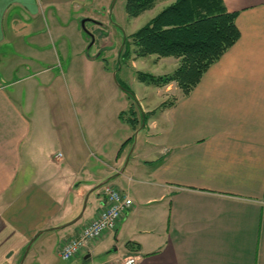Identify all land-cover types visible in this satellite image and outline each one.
Segmentation results:
<instances>
[{
	"label": "crops",
	"instance_id": "obj_1",
	"mask_svg": "<svg viewBox=\"0 0 264 264\" xmlns=\"http://www.w3.org/2000/svg\"><path fill=\"white\" fill-rule=\"evenodd\" d=\"M156 1L158 12L171 2ZM222 1L235 13V43L187 94L175 82L132 91L137 109L152 112L134 130L119 117L131 100L110 89L100 53H85L77 22L93 16L88 0H0V264H57L60 245L100 210L105 181L133 205L68 264L101 252L99 264L129 254L138 264H264V0ZM79 57L81 75L94 80L99 65L102 79L90 96L103 101L84 120ZM130 58L135 69L147 57ZM95 193L89 217L68 224Z\"/></svg>",
	"mask_w": 264,
	"mask_h": 264
},
{
	"label": "trees",
	"instance_id": "obj_2",
	"mask_svg": "<svg viewBox=\"0 0 264 264\" xmlns=\"http://www.w3.org/2000/svg\"><path fill=\"white\" fill-rule=\"evenodd\" d=\"M156 0H126L125 11L129 18L138 17L150 10ZM235 13L227 12L222 0H171L147 23L128 36L134 49L125 38L119 57L124 62L132 54L136 58L155 55L174 57L178 66L170 74L155 76L136 72L141 82L156 86L175 82L183 94L196 86L202 74L237 40ZM131 91V90H129ZM127 112H120L121 120L136 130L145 124L148 114L135 115L133 92ZM164 106V104H163ZM128 116L124 117V114ZM152 112L149 114L151 115ZM126 245H130L127 242Z\"/></svg>",
	"mask_w": 264,
	"mask_h": 264
},
{
	"label": "rangeland",
	"instance_id": "obj_3",
	"mask_svg": "<svg viewBox=\"0 0 264 264\" xmlns=\"http://www.w3.org/2000/svg\"><path fill=\"white\" fill-rule=\"evenodd\" d=\"M156 2H157V6L154 10H148V11L143 12L138 17L129 18L125 11L126 0H103V1H99V0L89 1L88 0V2L83 3L82 6L84 9H87L89 12H93V16L82 17L79 19V22H77L79 26V30H81L83 36L86 37L87 46H89L87 48V52L85 53L86 54L87 53H90V54L100 53V57H101L100 61H102V65L107 66L111 70L110 89H112L113 87H116L118 90H121V92H124L123 94H125L126 98H129L130 100H131L130 98L131 96L129 92L135 91L138 95L139 94H149L150 89H151L150 85H153V84H149L146 82L143 83L139 81L136 75L137 71L153 74L155 76H163V75L173 72V70H171L172 68H170L169 61H163L160 64L155 65L157 63V62L155 63V60L157 59H155L154 57H150V56H147V58L138 60L135 69L132 68L130 65L129 59L131 58L127 59V61L125 62L123 60L120 61L118 58V51L120 49L118 50V48H120V45H121L120 42L123 41V34L121 36V34L116 33V35H114L115 37H113V34L111 33V31L113 32V30H115L114 29L115 27L113 24H115L116 26L119 27V29L124 31L125 38L128 40V42H130L131 49L133 50L134 47L132 45V40L128 39V36L130 35L129 33L139 29L141 26L147 23L160 10V5H159L160 1H156ZM83 20H84V24L82 27L81 22ZM33 22L35 25H41L42 18H40L39 20H34ZM14 25L16 26L17 24L15 23ZM18 25H19L18 27H15L16 31H19V29H21L20 26L26 25V22L18 23ZM92 38H93V41H92ZM106 43L109 44L107 46H110L112 43L113 45L110 46L112 47V49L109 50V48H106L107 47ZM99 67H100L99 65H93L91 67L95 78L94 80L89 81L87 78H85L84 75H81V72H83V65L81 63L80 57L78 59V79H77L78 99L76 101V106H78L77 114L80 120H84L88 116L87 108L89 105L99 106L100 100L103 101L101 97H98V96L91 97L90 96V94H93L92 92L99 91L102 88L101 86L102 79L99 75V71H100ZM170 83H173V82H170ZM166 85H162V86H166ZM153 86H156V85H153ZM162 86H157V87H162ZM146 90H148V92H146ZM128 107L129 105L127 106V108L125 109L126 111L124 112H127ZM133 109L135 110L136 117L140 120V113L142 111H139L136 106ZM143 113L148 114V118L150 117V114H149L150 112H143ZM126 116H128L127 113L124 114V117ZM121 133H122V130H121ZM130 137L131 138L129 140L130 142L129 151L134 147V144L137 142V137L135 136L134 132L133 134H130ZM109 145L110 144H107V146ZM97 205H98L97 193H95L88 199L87 198L84 199L81 205L82 209L84 207V210H83L84 214H83L81 221L89 217V215L95 210ZM104 253L105 252H101L99 254L95 253L94 255H92L91 260L88 261L86 264H99L102 261V259L104 260L105 258ZM79 258L80 260H82V257H79ZM56 259H57L56 260L57 264L70 263L68 261H62L61 259L57 257Z\"/></svg>",
	"mask_w": 264,
	"mask_h": 264
},
{
	"label": "built area",
	"instance_id": "obj_4",
	"mask_svg": "<svg viewBox=\"0 0 264 264\" xmlns=\"http://www.w3.org/2000/svg\"><path fill=\"white\" fill-rule=\"evenodd\" d=\"M101 207L97 215L91 219L73 237L66 239L58 250L62 261H69L81 251L89 248L91 243L107 231H114L125 213L132 207L133 201L128 193L109 184L101 187ZM139 257L129 254L118 259L117 264H138Z\"/></svg>",
	"mask_w": 264,
	"mask_h": 264
},
{
	"label": "water",
	"instance_id": "obj_5",
	"mask_svg": "<svg viewBox=\"0 0 264 264\" xmlns=\"http://www.w3.org/2000/svg\"><path fill=\"white\" fill-rule=\"evenodd\" d=\"M83 24H84V20L81 22L82 27H83ZM92 41H93V38H92ZM124 41H125V35L123 34V43H124ZM119 51H121V49H120ZM106 182H107V181L100 183L99 185H97L96 188H100V187H101L103 184H105ZM83 210H84V207H83L81 213H80V214H79V215H78L73 221L69 222L68 224H71V223L75 222L76 220H78V219L80 218V216H81ZM30 244H31V242L27 245V247H26V249H25V252H24V255H23L22 259L20 260V263L23 261V258L25 257V254L27 253Z\"/></svg>",
	"mask_w": 264,
	"mask_h": 264
},
{
	"label": "flooded vegetation",
	"instance_id": "obj_6",
	"mask_svg": "<svg viewBox=\"0 0 264 264\" xmlns=\"http://www.w3.org/2000/svg\"><path fill=\"white\" fill-rule=\"evenodd\" d=\"M142 125H143V123H142Z\"/></svg>",
	"mask_w": 264,
	"mask_h": 264
}]
</instances>
